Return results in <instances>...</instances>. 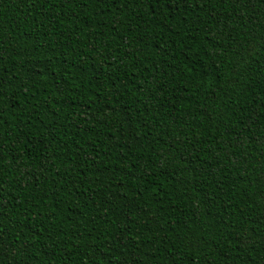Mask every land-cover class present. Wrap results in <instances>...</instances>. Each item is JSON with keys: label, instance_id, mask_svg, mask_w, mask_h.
Listing matches in <instances>:
<instances>
[{"label": "trees", "instance_id": "obj_1", "mask_svg": "<svg viewBox=\"0 0 264 264\" xmlns=\"http://www.w3.org/2000/svg\"><path fill=\"white\" fill-rule=\"evenodd\" d=\"M0 264H264V0H0Z\"/></svg>", "mask_w": 264, "mask_h": 264}, {"label": "snow or ice", "instance_id": "obj_2", "mask_svg": "<svg viewBox=\"0 0 264 264\" xmlns=\"http://www.w3.org/2000/svg\"><path fill=\"white\" fill-rule=\"evenodd\" d=\"M3 95V93L2 92H0V96H2Z\"/></svg>", "mask_w": 264, "mask_h": 264}]
</instances>
